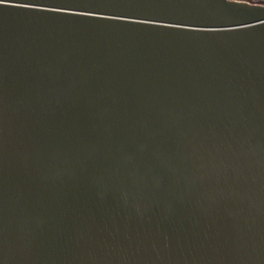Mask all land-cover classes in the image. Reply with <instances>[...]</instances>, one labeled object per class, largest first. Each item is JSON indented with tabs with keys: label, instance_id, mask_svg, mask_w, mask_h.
Wrapping results in <instances>:
<instances>
[{
	"label": "water",
	"instance_id": "1",
	"mask_svg": "<svg viewBox=\"0 0 264 264\" xmlns=\"http://www.w3.org/2000/svg\"><path fill=\"white\" fill-rule=\"evenodd\" d=\"M0 264H264V4L0 0Z\"/></svg>",
	"mask_w": 264,
	"mask_h": 264
},
{
	"label": "flooded vegetation",
	"instance_id": "2",
	"mask_svg": "<svg viewBox=\"0 0 264 264\" xmlns=\"http://www.w3.org/2000/svg\"><path fill=\"white\" fill-rule=\"evenodd\" d=\"M236 1H243V2H248V3H253V4H264V0H236Z\"/></svg>",
	"mask_w": 264,
	"mask_h": 264
}]
</instances>
